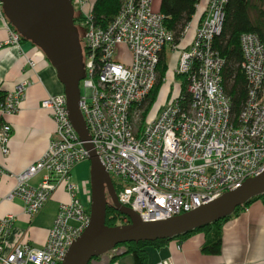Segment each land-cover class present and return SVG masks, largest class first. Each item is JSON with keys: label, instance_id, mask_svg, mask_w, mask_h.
Instances as JSON below:
<instances>
[{"label": "built area", "instance_id": "2783aa9c", "mask_svg": "<svg viewBox=\"0 0 264 264\" xmlns=\"http://www.w3.org/2000/svg\"><path fill=\"white\" fill-rule=\"evenodd\" d=\"M71 1L75 25L85 29L80 38L85 69L80 107L90 142L112 180L117 179L121 204L143 221L163 220L207 204L264 170V43L255 33L240 37L248 95L236 116L223 85L226 61L215 48L229 0H200L178 37L165 26L164 14L153 9L152 0H123L107 25L96 22L90 2ZM0 16L9 29V43L19 45L22 37L6 19L1 1ZM164 48L172 53V64L168 62L163 83L184 74L189 99L177 81L157 106L150 94ZM30 84L24 78L6 94L0 102L2 116L18 111ZM66 103L64 93L42 101L56 124L55 135L41 158L10 175L16 185L7 197H20L30 220L58 188H65L67 200L60 202L41 247L17 242L7 249L15 216L0 217V264H61L90 223V201L82 200L72 180L74 168L89 160V150L69 119ZM11 136V125L2 123L4 155ZM4 174L0 168V180ZM38 174L40 182L31 185ZM122 216V223H129ZM124 252V246H117L109 254Z\"/></svg>", "mask_w": 264, "mask_h": 264}, {"label": "crops", "instance_id": "0c3cea01", "mask_svg": "<svg viewBox=\"0 0 264 264\" xmlns=\"http://www.w3.org/2000/svg\"><path fill=\"white\" fill-rule=\"evenodd\" d=\"M87 2L93 6L96 0ZM152 6L160 12L161 0H152ZM9 39L6 21L0 16V91L7 94L24 78L31 82L16 113L2 116L0 112V126L8 123L12 128L8 154L4 155L0 148V168L5 173L0 180V217L8 214L15 216L7 238V249L17 242L41 247L46 242L60 202L67 200L65 188H58L46 203V208L51 210L49 223L35 228L33 223L41 212L30 220L20 197L8 199V194L16 185L15 178L10 175L25 170L48 149L55 135L56 124L51 113L43 109L41 104L50 94H63L64 87L40 48L30 41L11 44ZM40 180L41 174H38L30 183L36 186ZM81 184L77 183L80 189H89L88 180ZM221 235V250L217 255L202 251L206 234L199 231L186 238H173L160 246H147L148 264L164 260H169L171 264H264V194L251 202L245 211L224 222ZM115 264H134V260L132 255L126 254Z\"/></svg>", "mask_w": 264, "mask_h": 264}, {"label": "water", "instance_id": "95a60500", "mask_svg": "<svg viewBox=\"0 0 264 264\" xmlns=\"http://www.w3.org/2000/svg\"><path fill=\"white\" fill-rule=\"evenodd\" d=\"M4 15L22 38L46 55L64 87L69 119L89 150L90 223L74 241L61 264H93L120 244L173 239L224 219L237 207L264 194V170L241 186L194 210L157 221H143L120 203L114 182L93 144L80 107V81L85 77L82 46L71 0H0ZM111 204L129 223L106 224ZM123 254V253H122ZM121 255V254H120Z\"/></svg>", "mask_w": 264, "mask_h": 264}, {"label": "trees", "instance_id": "16d2710c", "mask_svg": "<svg viewBox=\"0 0 264 264\" xmlns=\"http://www.w3.org/2000/svg\"><path fill=\"white\" fill-rule=\"evenodd\" d=\"M123 0H96L91 12L97 23L107 25L117 14ZM200 0H161L160 12L164 14L165 26L175 33L178 37L182 28L192 20L196 12V3ZM226 15L222 32L215 38V48L225 59L226 64L223 70V85L226 93L230 96L232 110L238 116L248 95V83L242 71L241 63L243 61V52L240 44V37L243 33H255L264 43V0H229L226 8ZM21 41H28L21 38ZM168 50L163 49L160 62L158 64V81L150 94L151 101H155L163 84L169 64ZM175 79L182 84V94L189 99L187 92V79L184 74H176ZM6 93L0 91V102L5 99ZM114 182L115 188L117 185ZM256 196L245 205L236 208L234 213L224 219L211 223L202 228L196 229L190 233L182 234L177 238H186L194 232L203 231L206 234V242L202 248L205 254L217 255L220 253L222 244V225L231 217L239 215L245 211L248 205L253 202ZM121 218V219H120ZM123 216L111 204L106 209V224L108 226H117L122 223ZM176 238V237H175ZM171 239H161L156 241H140L120 244L124 246L125 252L121 255L110 257L108 264L115 262L122 256L130 254L133 257L134 264H148L147 246H160ZM96 261L99 257L95 258Z\"/></svg>", "mask_w": 264, "mask_h": 264}, {"label": "rangeland", "instance_id": "374dc122", "mask_svg": "<svg viewBox=\"0 0 264 264\" xmlns=\"http://www.w3.org/2000/svg\"><path fill=\"white\" fill-rule=\"evenodd\" d=\"M78 31H79L80 38H83V36L85 34V29L79 26L78 27ZM171 56H172V53L169 52L168 55H167L169 64L170 63L172 64ZM171 82H173V83H171ZM174 82H177V80L175 79V75H172V76H170L169 78L166 79L165 83H163L161 85L159 93H158V95L156 97V102L158 100L157 106L161 105V103L163 102V99L165 98L166 94L169 91H171V90L173 91ZM81 93H82V95L85 94V90L83 88H81ZM74 169H75V171L73 170L74 171V176H73L74 180L73 181H75V183L77 182L78 184L80 183V185H82L81 183H83V182H85L87 180H88V183L90 182V161L89 160L80 163ZM73 171H72V174H73ZM114 181H117V179L114 178ZM88 186H89V189L86 190V191H84V188L81 187V197H82V200H84V201H86V198H87V201L89 202L90 199L88 200V196H89V192H90V184ZM50 212H51V210L49 208H46V204H45V206L41 210V213L35 218L36 222L33 223V226H35V228H40V227H42V225L48 224L49 221H50V218H51ZM38 217H39V220L37 221ZM110 257L111 256L108 253V254H106V255H104L102 257H99L98 262H95L94 264H108Z\"/></svg>", "mask_w": 264, "mask_h": 264}]
</instances>
